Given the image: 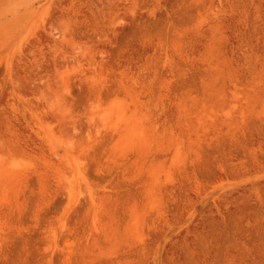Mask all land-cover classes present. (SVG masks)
<instances>
[{
	"label": "rangeland",
	"instance_id": "1",
	"mask_svg": "<svg viewBox=\"0 0 264 264\" xmlns=\"http://www.w3.org/2000/svg\"><path fill=\"white\" fill-rule=\"evenodd\" d=\"M0 264H264V0H0Z\"/></svg>",
	"mask_w": 264,
	"mask_h": 264
}]
</instances>
